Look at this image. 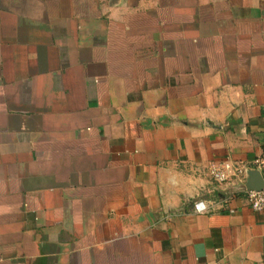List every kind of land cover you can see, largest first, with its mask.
<instances>
[{"label":"crops","instance_id":"obj_1","mask_svg":"<svg viewBox=\"0 0 264 264\" xmlns=\"http://www.w3.org/2000/svg\"><path fill=\"white\" fill-rule=\"evenodd\" d=\"M224 161L264 176V0H0V264H264Z\"/></svg>","mask_w":264,"mask_h":264},{"label":"built area","instance_id":"obj_2","mask_svg":"<svg viewBox=\"0 0 264 264\" xmlns=\"http://www.w3.org/2000/svg\"><path fill=\"white\" fill-rule=\"evenodd\" d=\"M264 167V162L262 163ZM249 168L243 165L224 161L220 164H212L208 168L209 177L217 183H228L232 179L246 180ZM251 208L264 215V187L260 191L245 190ZM194 210L198 214L209 213L210 207L205 201H198L194 204Z\"/></svg>","mask_w":264,"mask_h":264},{"label":"water","instance_id":"obj_3","mask_svg":"<svg viewBox=\"0 0 264 264\" xmlns=\"http://www.w3.org/2000/svg\"><path fill=\"white\" fill-rule=\"evenodd\" d=\"M245 190L260 191L264 187V176L258 170H249L246 177Z\"/></svg>","mask_w":264,"mask_h":264}]
</instances>
